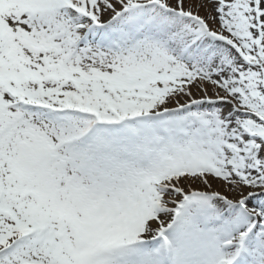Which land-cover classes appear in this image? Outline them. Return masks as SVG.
I'll return each instance as SVG.
<instances>
[{
	"label": "snow or ice",
	"instance_id": "6c2138e0",
	"mask_svg": "<svg viewBox=\"0 0 264 264\" xmlns=\"http://www.w3.org/2000/svg\"><path fill=\"white\" fill-rule=\"evenodd\" d=\"M0 264H264V0H0Z\"/></svg>",
	"mask_w": 264,
	"mask_h": 264
},
{
	"label": "bare ground",
	"instance_id": "6f19581e",
	"mask_svg": "<svg viewBox=\"0 0 264 264\" xmlns=\"http://www.w3.org/2000/svg\"><path fill=\"white\" fill-rule=\"evenodd\" d=\"M195 2V0H194ZM211 11V6H208L207 9L205 8H200L199 9V14L202 15V16H207L208 15V12ZM217 187H219V184L216 185Z\"/></svg>",
	"mask_w": 264,
	"mask_h": 264
},
{
	"label": "rangeland",
	"instance_id": "374dc122",
	"mask_svg": "<svg viewBox=\"0 0 264 264\" xmlns=\"http://www.w3.org/2000/svg\"><path fill=\"white\" fill-rule=\"evenodd\" d=\"M209 6H210V5H209ZM216 185H217V184H214V186H213V187H214V189H215V190H220V186H219V187H217Z\"/></svg>",
	"mask_w": 264,
	"mask_h": 264
}]
</instances>
